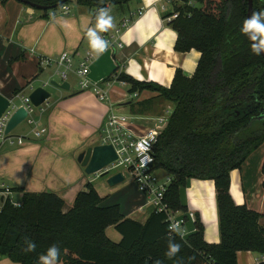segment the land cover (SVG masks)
I'll list each match as a JSON object with an SVG mask.
<instances>
[{"label": "trees", "instance_id": "obj_1", "mask_svg": "<svg viewBox=\"0 0 264 264\" xmlns=\"http://www.w3.org/2000/svg\"><path fill=\"white\" fill-rule=\"evenodd\" d=\"M31 1L56 5L62 0ZM75 1L95 9L97 18L101 9L131 0ZM183 1L167 17L179 13L169 21L178 33L175 50L201 53L194 75L188 77L177 69L170 87L140 82L125 73L118 78L130 84V92L152 90L173 103L155 147L156 169L165 170L171 178L165 201L174 211L186 210L180 190L187 180H214L221 242L205 241L199 217L195 232L187 238L169 235L166 213L153 211L145 223L125 217L119 205L102 206L105 197L87 183L68 211L64 198L50 191H22L20 206L7 200L0 210V255L17 264H37L53 244L60 248L59 262L65 264H238L239 251L264 255L261 214L236 204L230 193L231 171L264 142V120L258 118L264 103V56L252 52V41L241 31L249 3ZM57 8L44 10L43 16L47 18ZM261 11L264 0H254V13ZM109 226L121 234L120 241L106 234ZM170 238L181 244V251L171 260L165 256ZM28 240L36 248L26 253Z\"/></svg>", "mask_w": 264, "mask_h": 264}, {"label": "crops", "instance_id": "obj_2", "mask_svg": "<svg viewBox=\"0 0 264 264\" xmlns=\"http://www.w3.org/2000/svg\"><path fill=\"white\" fill-rule=\"evenodd\" d=\"M183 4V0H131L123 6L113 5L108 8L109 15L113 18V26L105 31H100L96 29L97 18L94 16L95 9H90L78 3L75 7L67 6V4L59 7L53 13L50 12L46 18L43 16L44 10H38L18 0H7L4 3L0 0V30L3 27H6L9 32L15 30L19 47L11 48L12 44L4 45L2 42L0 43V50L6 52L7 57H22L24 67H28L29 79H25L26 84L30 83L32 79H30V76L36 78L39 75L36 74L35 61H30L31 56L34 59L38 58L39 64L43 65L45 63H42V59H57L61 53L69 51L74 53V61L78 65L79 61L83 60L87 53H93L94 58L87 77L92 85L100 82L99 86L107 92V99L100 100L97 98L92 93V87L70 94L69 96H72L73 99L66 101V104L72 103L74 106L82 107L91 121H93L98 135L111 109L113 110V108L117 107V109L120 108L122 110L127 107L134 113L131 116L136 118L137 130L142 133L152 126L154 121L151 119L158 116L152 114V112L165 99L158 92L142 90L137 92L139 96L143 97L142 99L130 101L128 97L131 93L129 91L130 84L121 85L118 82V77L120 74L125 73L140 82H152L163 87H170L177 69H181L188 77L194 75L201 53L195 49L188 52L176 51L175 44L178 33L167 20V16L175 8L181 7ZM190 4L194 6V2H190ZM22 17H24L23 21L21 20ZM13 18H20V20L18 21L17 19L13 24L11 23ZM88 29H96L99 36L104 35L107 39L109 46L99 56L89 45ZM78 55H83L82 59L79 60ZM133 61L135 62L134 64L132 63ZM4 79L5 77H0V92L3 95L11 99L23 94L21 89L25 85L22 87L15 86L11 90L10 87H14V80L6 81ZM101 81L103 82L101 83ZM107 82L111 84L108 85ZM68 83L71 87V81ZM124 88L128 92L124 91ZM15 90H20V92L15 94ZM13 94L15 96H12ZM170 104L173 103L170 102ZM65 113L63 114L66 117ZM141 121H145V123H141ZM74 133L75 135H80L84 139L83 142L89 141L93 134L90 129L80 132L74 131ZM96 144H99V140L96 141ZM18 146L17 157H22L26 164L24 165L23 163L20 167L15 164V168L28 174L20 178L21 181L25 180L27 185L18 186L19 188L7 186L13 192L16 189L20 191V196L16 199L21 198L22 191L37 192L33 188L41 184L39 172L42 171L47 163V158L41 155L45 147L26 137H24V143L18 144ZM0 148V152H2L3 146ZM76 162L78 165L74 166L75 175L72 176L71 180L73 183H66V180H61V184L58 186L53 184L51 186L55 190L50 192H55L64 198L66 202L65 211L72 208L76 194L80 190L85 189L87 183H92L100 195L104 197V192H100L98 185L92 178L89 179L85 168L78 160ZM6 165L5 162H2V168H5ZM263 166L264 142L246 159L241 167L231 171L230 193L236 204L246 205L249 209L261 214L260 224L264 227ZM162 171L165 176H169L165 170ZM29 176L31 177L30 180ZM0 179V186L2 184L5 185V178L2 177ZM80 180L84 181V185H77ZM148 201L145 195L140 194L135 199L132 214H122L125 217L145 223L154 211ZM180 201L186 207V210H176L177 215L194 211L196 218L199 217L204 225L205 241L211 244L220 243L222 236L215 181L189 178L186 185L180 190ZM101 205L108 206L104 201H102ZM140 208L144 209L140 210ZM186 226L189 230V235L195 232V222L192 220L188 221ZM109 227L115 230L114 226ZM109 227L106 230V234L110 237L108 233ZM119 235L120 238L113 236L110 238L118 242L121 239V234ZM237 261L238 264H262L264 255L251 250L239 251ZM0 264L17 263H14L6 255H0ZM59 264L65 263L59 262Z\"/></svg>", "mask_w": 264, "mask_h": 264}, {"label": "rangeland", "instance_id": "obj_3", "mask_svg": "<svg viewBox=\"0 0 264 264\" xmlns=\"http://www.w3.org/2000/svg\"><path fill=\"white\" fill-rule=\"evenodd\" d=\"M76 5L77 2L75 0H71L67 3V6L71 7H75ZM194 7H200V4L194 2ZM17 19L18 18H13L11 23L14 24ZM19 20L20 18L18 21ZM21 20L23 21L24 17H22ZM2 42L4 45L12 44L11 48H19L15 30L13 32H9L6 27H3L0 30V43ZM78 56L79 60L83 57V55ZM30 61H35V66L37 67L36 74L39 75L36 78L34 76H30V79H32L30 80V83L26 84L25 79H29V75L27 73L28 67H24L22 57H7L6 52L0 50V77H5L4 80L6 81L14 80V87H10L11 90H13L15 86L22 87L25 85L21 89V92L24 95H27L34 89L42 86L47 81H60L59 74L57 73L58 66L56 63L42 65L39 64L40 62L38 58L34 59L32 56L30 57ZM70 81L72 84L70 90L55 87L50 83L47 84L46 89L51 92V97L47 103L34 108V122L36 124H31L27 120L23 121L10 134L15 143L10 144V140H8L6 143L0 145V147L3 146V150L0 152V178H5L6 181L4 182L6 183V186H16V188H19L18 186L27 185L25 180L21 181L20 178L28 173L20 172L18 168H15V164L18 167H20L23 163L24 165L26 164L22 157H17V149L19 148L17 139L19 136L26 137L29 140L45 147V150H43L41 155L47 158V163L42 171L39 172V181L41 184L36 188L31 187L37 192L53 191L55 188L51 187L52 184L58 186L61 184V180H66V183H73L71 180L72 176L75 175L74 166L78 165L76 162V160H78V156L89 147L97 145L96 141L99 140V135L97 131H95L97 129L94 127L93 121H91L88 114H86V111L80 106H74L72 103L66 104V101L73 99L72 96H69L70 94L81 90L79 78L73 73V71H70ZM124 91H127V89L124 88ZM12 96L15 95L13 94ZM14 98L16 103L20 104V99L16 96ZM142 98V96H139L134 100L137 101ZM168 105H170L171 108L174 106L173 104H170L169 101L162 100L161 103L155 107L152 114L160 115L163 113L164 115H167L166 109ZM113 110L119 113L129 114L130 116L131 114H134L127 107L122 110L115 107ZM63 113L66 114V117ZM141 123H145V121H141ZM43 127H46L48 131L44 133L42 137H36L34 130ZM87 129H90V132L92 131L93 134L89 138V141L83 142L84 139L81 138L80 135H75L74 131L80 132L86 131ZM2 162L7 164L5 168H2ZM119 171H122V169L115 167L114 169H111L107 175L102 176L99 173L89 176V179L92 178L98 185L100 192H104L105 199L103 201L106 205H119L123 214H132L135 206V199L142 193L127 173L123 182L115 186L109 185L108 178ZM157 173L161 178L165 177V173L162 170L159 169ZM30 179L31 177L29 176V180ZM77 185H84V181L80 180L77 182ZM14 196L15 198H18L20 196V191L16 189ZM148 200L150 199L148 198ZM108 233L110 234V237L113 236L115 238H120L119 232L114 230L112 227H109Z\"/></svg>", "mask_w": 264, "mask_h": 264}, {"label": "built area", "instance_id": "obj_4", "mask_svg": "<svg viewBox=\"0 0 264 264\" xmlns=\"http://www.w3.org/2000/svg\"><path fill=\"white\" fill-rule=\"evenodd\" d=\"M178 15L179 13H175L172 16L167 17V20L171 21L173 18H177ZM100 37L107 41L104 35H101ZM93 58L94 54L89 52L83 60L79 61L78 65H76L74 61V53L66 51L61 53L57 59H42V63L44 62L46 65L52 63L57 64V73L60 77V83L66 81L70 82V71H73V73L79 78V84L82 90L93 87L92 93L100 100H105L107 99V92L104 88L99 86L100 82L92 85L87 77L90 72ZM102 82L103 81H101V83ZM118 82L123 86L128 84L123 80H119ZM49 83L50 81L46 82L43 86L46 88ZM107 84L110 85L111 83L107 82ZM29 96L30 94L17 95L20 99V104L16 103L14 97L10 99V105L0 119V145L6 143L8 140H10L11 144L15 143L14 139H12L10 135H7L5 131L11 116L20 107H25L28 110V117L26 120L31 124H36L34 122L35 106L31 103ZM138 96L139 94L137 92H131L128 95L130 101H134ZM173 108L168 105L166 109L167 115L162 113L151 119L154 121L152 126L142 133L137 130L138 124L135 121L136 118L111 109L100 128L99 144L112 145L118 154V159L99 173L100 175H103V172L107 171L109 174L111 169H114L115 167L121 168L122 171L119 172L123 173L124 177L126 173L129 174L131 179L136 183L139 191L150 199L148 204L154 208V211L167 214V228L169 235H178L171 231L170 226L179 222L181 228L184 229V235L182 238H187L189 230L186 224L191 220L193 222L196 221L195 212L188 211L183 215H177L176 211L169 207L165 201V194L168 190L171 178L170 176L161 178L157 173L158 169H156L155 147L159 140V136L168 124ZM46 132L47 128L45 127L34 130L36 137H42ZM17 140L19 144L24 143V137L19 136ZM143 147H147L148 150L144 152ZM146 157H150V161L145 160ZM142 161H145V163L142 164ZM21 198L16 199L11 188L4 184L0 186V210L3 208L4 203L7 200H9L14 206H20L22 203ZM143 209L144 208H140V210Z\"/></svg>", "mask_w": 264, "mask_h": 264}, {"label": "water", "instance_id": "obj_5", "mask_svg": "<svg viewBox=\"0 0 264 264\" xmlns=\"http://www.w3.org/2000/svg\"><path fill=\"white\" fill-rule=\"evenodd\" d=\"M18 1L36 9L48 10L62 6L63 4L71 0H62L60 3L56 5H42L33 2L31 0H18ZM248 3H249V9H248L247 19H250L254 13V0H248ZM252 43L254 42L252 41ZM261 54L264 56V52H262ZM51 84L55 87L65 90H70L71 88L68 82L59 83L54 80L51 82ZM29 97L31 103L35 107H40L44 103L49 101L51 97V92L47 90L44 86H40L34 89L30 93ZM9 105H10V99L0 92V119L6 112ZM27 117H28V110L25 107H20L19 109H17L11 116L7 124L5 133L7 135H10L18 125H20L23 121L27 119ZM117 159H118V154L115 148L109 144L107 145L98 144L95 146H91L86 151L81 152L80 155L78 156V162L81 163V165L85 168V172L89 176L98 174L100 171L112 165ZM107 174H108L107 171L103 172V175H107ZM124 179L125 177L123 173L119 172L117 174L110 176L108 178V183L111 186H115L123 182Z\"/></svg>", "mask_w": 264, "mask_h": 264}, {"label": "clouds", "instance_id": "obj_6", "mask_svg": "<svg viewBox=\"0 0 264 264\" xmlns=\"http://www.w3.org/2000/svg\"><path fill=\"white\" fill-rule=\"evenodd\" d=\"M113 26V18L109 15V10L101 9L97 14V24L96 29L100 31H105ZM96 29H88L87 37L90 47L96 52L97 56L104 53L108 48V42L101 39L98 35ZM242 33L248 36V38L253 41L252 52L259 56L264 52V11L253 13L250 19L244 21ZM135 63L134 61L132 62ZM147 147H143V151L146 152ZM150 157H146L145 160L150 161ZM142 164L145 161L141 162ZM171 231L177 233L181 237L184 235V229L181 228L180 223H174L170 226ZM27 247L24 249L26 253L35 251L36 244L33 241H26ZM181 251V244L175 243L171 238L169 239L168 249L165 256L171 260L176 257ZM60 248L53 244L48 248L46 254H41L37 264H59ZM161 264V262H157Z\"/></svg>", "mask_w": 264, "mask_h": 264}, {"label": "flooded vegetation", "instance_id": "obj_7", "mask_svg": "<svg viewBox=\"0 0 264 264\" xmlns=\"http://www.w3.org/2000/svg\"><path fill=\"white\" fill-rule=\"evenodd\" d=\"M263 103V102H262ZM263 106H261V111L258 114V118L261 120H264V103L262 104Z\"/></svg>", "mask_w": 264, "mask_h": 264}]
</instances>
